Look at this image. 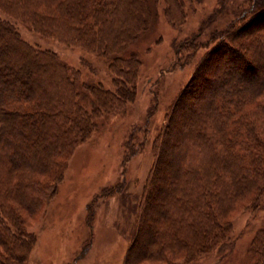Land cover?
I'll return each mask as SVG.
<instances>
[{
    "label": "trees",
    "instance_id": "obj_1",
    "mask_svg": "<svg viewBox=\"0 0 264 264\" xmlns=\"http://www.w3.org/2000/svg\"><path fill=\"white\" fill-rule=\"evenodd\" d=\"M167 1V16L183 27L188 15L185 1L191 0ZM250 1L249 9L211 35L208 43L216 45L171 106L153 143L155 161L131 251L146 248H136L126 264L153 252L159 261L170 256L174 262L182 255L191 262L224 249L236 204L245 201L256 207L261 201L264 75L259 71L264 63L257 67L243 48L251 47L250 38L257 35L264 44V31L249 37L248 44L243 33L264 25V0ZM155 4L156 0H0V9L9 18L0 17V264H27L36 238L25 230L20 210L33 214L50 201L54 189L43 179L54 175L53 182L58 183L64 156L90 138L104 114L132 101L140 62L130 47L150 29ZM16 22L43 37L101 54L109 60L116 90L83 83L80 72L56 52L26 42ZM202 46L197 36L174 41L178 54L195 55ZM225 54L227 59H221ZM259 57L255 59L260 61ZM221 63L229 68L241 64L249 74L240 70L244 77L234 80L233 73L210 77L209 68ZM195 98L204 100L196 104ZM133 154L132 147L129 156ZM250 252L256 264H264V229Z\"/></svg>",
    "mask_w": 264,
    "mask_h": 264
},
{
    "label": "rangeland",
    "instance_id": "obj_2",
    "mask_svg": "<svg viewBox=\"0 0 264 264\" xmlns=\"http://www.w3.org/2000/svg\"><path fill=\"white\" fill-rule=\"evenodd\" d=\"M223 1H185L188 15L179 28V20L172 16L176 22L173 23L167 16L168 1L156 0V15L150 29L130 47L140 62L132 101L113 113L104 114L90 138L64 156V174L58 183L53 182L54 175L42 178L51 191L54 189L50 201L33 214L20 210L25 230L36 238L27 264H126L134 251L146 248L141 245L131 251L141 229L145 186L155 161L153 143L164 127L171 106L216 45L217 42L208 43L211 35L225 29L241 10L252 5L249 0H231L226 5ZM0 17L9 19L2 9ZM16 26L26 42L56 52L61 61L79 71L83 83L102 84L105 89L116 90V77L109 60L101 54L43 37L21 22H16ZM263 31L264 25H256L243 33L246 37L243 41L248 44L249 37ZM194 36L203 44L195 55L189 51L176 53L175 40L183 42ZM250 44L252 49L242 48L259 67L264 63L263 40L257 35L250 38ZM256 55L262 62L255 59ZM221 59L226 60V54ZM262 65L259 75H264ZM240 66L229 68L223 63L216 64L209 68L208 75L222 78L233 73L232 80L242 79ZM203 100L195 98L193 103ZM91 103L87 105L91 107ZM132 147L134 154L129 156ZM117 186L121 190L116 191ZM229 218L232 230L224 249L205 253L191 262L185 261L182 255L174 258V262L170 256L167 261H159L153 252L134 264H256L250 250L258 232L264 229V194L256 207L245 201L237 203ZM166 226L168 232L170 224Z\"/></svg>",
    "mask_w": 264,
    "mask_h": 264
}]
</instances>
